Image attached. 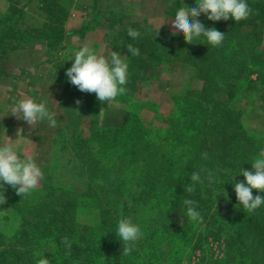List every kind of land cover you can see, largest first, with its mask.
I'll return each mask as SVG.
<instances>
[{
  "label": "trees",
  "instance_id": "1",
  "mask_svg": "<svg viewBox=\"0 0 264 264\" xmlns=\"http://www.w3.org/2000/svg\"><path fill=\"white\" fill-rule=\"evenodd\" d=\"M184 2L173 0L167 15L174 19ZM246 2L252 14L239 23L213 22L203 14L198 18L206 28L225 34L219 47L203 38L187 44L181 34L165 30L145 34L136 29L140 36L133 40L124 18L114 14L103 20L128 63L127 92L105 106L98 105L94 93L73 92L74 111L69 109L70 122L54 150L58 159L50 164L43 200L34 206V223L13 225L18 216L7 209L17 207L10 202L12 188L4 186L7 202L0 209L9 215H0V264H37L42 257L50 264H183L196 252V264H264V205L253 213L243 210L233 187L244 181L240 169L251 171L252 160L264 150V131L250 125L258 116L262 126L264 113L258 33L264 26V0ZM184 5L192 8L195 0ZM64 18L59 7L51 14V24L31 28L23 10L0 13V61L33 39L53 46L68 34L81 36L89 27L64 32L59 26ZM129 44L140 49V56L127 51ZM178 65L188 73L187 84L171 98L172 113L166 120L157 104L132 99L146 72ZM142 111L151 115L148 122ZM83 121L84 130L72 128ZM201 168L211 171L216 182L197 184L195 194L189 195L184 188L192 183V172ZM66 176L77 184L61 186L58 177ZM252 194L264 197L255 189ZM185 198L196 202L202 223L187 217ZM122 218L142 233L126 255L116 234ZM2 224L12 234H6ZM9 236L13 239L7 240ZM64 237L71 241L69 255ZM209 238L221 244L223 252L220 259L206 262Z\"/></svg>",
  "mask_w": 264,
  "mask_h": 264
},
{
  "label": "rangeland",
  "instance_id": "2",
  "mask_svg": "<svg viewBox=\"0 0 264 264\" xmlns=\"http://www.w3.org/2000/svg\"><path fill=\"white\" fill-rule=\"evenodd\" d=\"M188 1L190 2L185 0L184 4ZM93 2L94 0H0V13H6L10 9L23 10L24 22L31 28L51 24V14L58 11L59 7L65 13V18L59 25L64 32L89 26L81 36L68 34L53 46L45 41L33 39L22 48L9 51L0 61V70L4 73L0 76V144H12L21 159L33 155L44 173L43 180L29 195L20 197L16 195L14 189L10 191L9 196L12 199L10 202L17 207L15 210L10 207L7 209L10 210V215L14 213L13 215L18 216L16 221H13L14 226L20 227L28 221L35 222L37 213L34 206L42 202L43 187L51 175L50 164L54 158L58 159V153H54V150H57L56 147L64 138L61 131L70 122L69 109L71 112L74 111L72 94L77 88L68 82L65 71L71 67L75 52L87 45L105 57H110L112 51L120 54L119 46L113 41L106 28L107 23L103 21L114 14L124 18L125 24L145 34L154 30L173 32L171 28L173 18L167 15L166 10L173 0H97V6H94ZM96 10H99L97 17ZM258 33L260 54L264 57V26ZM203 56L207 58L206 54ZM187 74L180 65L148 71L143 75V83L138 85L131 97L136 102L157 104L159 113L166 120L172 113L170 100L181 93L187 84ZM24 98L45 102L48 110L56 114L57 126L52 128L47 120H44L31 127L26 121L11 115L14 104ZM97 103L99 106L108 104L98 100ZM238 103L244 105L241 100H238ZM260 115L262 126L258 124L260 123L258 116L251 119L250 125L253 129L262 128L264 131V113ZM141 116L146 122L151 119V115L146 111H142ZM86 122L74 124L72 128L79 127L84 130ZM18 129H22L19 136ZM71 155L69 152L64 157L69 160ZM58 181L64 187L77 184L70 176L58 177ZM4 214L8 213L5 209H0V215ZM2 226L6 234H12L7 224ZM9 239L13 238L9 236L7 240ZM207 242L206 262L208 259L211 261L220 259L223 246L210 238ZM199 258L200 254L196 252L183 264H196Z\"/></svg>",
  "mask_w": 264,
  "mask_h": 264
},
{
  "label": "clouds",
  "instance_id": "3",
  "mask_svg": "<svg viewBox=\"0 0 264 264\" xmlns=\"http://www.w3.org/2000/svg\"><path fill=\"white\" fill-rule=\"evenodd\" d=\"M203 14L208 20L213 22L227 21L231 19L239 23L246 20L252 14V10L246 0H195V6L188 8L183 4L175 13L171 20L172 35L181 34L185 43H198L203 38L207 44L219 47L225 34L215 28H206L198 19ZM160 28V27H159ZM127 34L133 40L139 38V31L128 28ZM127 51L133 57L140 56V49L132 44L127 46ZM71 67L65 71L68 82L79 91L96 95L101 103L114 102L117 97L125 95L128 83V63L120 54L111 52L110 57L97 54L92 48L85 45L75 52L74 59L71 60ZM80 100H76L79 105ZM11 115L17 119H22L31 127L39 121L47 120L50 127L57 126L56 114L50 112L45 102H36L32 98H24L15 103L11 108ZM22 129L17 130V136ZM207 153L202 157L207 159ZM252 170L240 169L238 175L244 177L243 182L233 184L236 199L243 210L249 213L255 212L264 205V197L253 196V190L264 193V150L260 151L258 157L251 162ZM202 173L204 175L202 176ZM236 177V176H235ZM233 177V181L235 179ZM44 178V173L35 162L33 155H27L21 159L17 150L10 143L0 144V205L5 204L4 186L8 185L15 190L16 195L23 197L29 195L36 189ZM192 183L185 186L184 191L189 195H194L197 184L207 182L212 185L216 182V177L206 168L192 172L190 176ZM223 195L227 199V194L223 190ZM186 206L187 217L194 222L202 223L203 216L197 211L196 202L190 198L183 201ZM119 240L122 241V254H129L135 243L141 238V229L130 219L122 218L118 221L117 232ZM62 243L66 248V255L70 254L71 241L64 237ZM37 264H50L49 259L42 257Z\"/></svg>",
  "mask_w": 264,
  "mask_h": 264
}]
</instances>
